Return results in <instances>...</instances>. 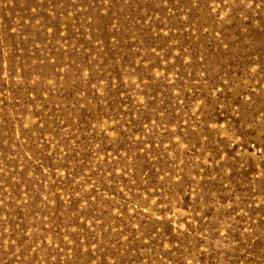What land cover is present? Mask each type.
<instances>
[{
	"label": "rangeland",
	"instance_id": "1",
	"mask_svg": "<svg viewBox=\"0 0 264 264\" xmlns=\"http://www.w3.org/2000/svg\"><path fill=\"white\" fill-rule=\"evenodd\" d=\"M0 264H264V0H0Z\"/></svg>",
	"mask_w": 264,
	"mask_h": 264
}]
</instances>
